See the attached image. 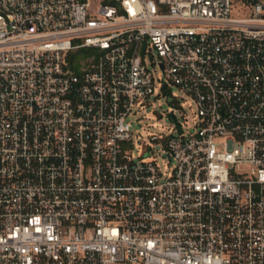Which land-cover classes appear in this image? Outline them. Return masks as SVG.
<instances>
[{"label":"built area","instance_id":"built-area-1","mask_svg":"<svg viewBox=\"0 0 264 264\" xmlns=\"http://www.w3.org/2000/svg\"><path fill=\"white\" fill-rule=\"evenodd\" d=\"M105 1L0 0V264H264V0Z\"/></svg>","mask_w":264,"mask_h":264},{"label":"rangeland","instance_id":"rangeland-1","mask_svg":"<svg viewBox=\"0 0 264 264\" xmlns=\"http://www.w3.org/2000/svg\"><path fill=\"white\" fill-rule=\"evenodd\" d=\"M98 3L103 0H93ZM232 11L233 17H244L248 15V11L245 3H234ZM157 77H161V72L157 69ZM171 91L173 92L171 94ZM159 91L157 92V94ZM174 96L178 97V103L175 105L173 102ZM176 109L175 116L180 123H184L187 120V124L192 125L195 120L196 104L194 100L183 92H179L177 89H170L167 93L161 94L156 98H152L148 109L142 110V112L135 115L132 119L133 131L137 135L139 144L141 140L148 144L150 147L153 146L149 140V136L153 134H167L169 129L173 126L174 121L171 116V111ZM136 144V141H135ZM158 150V151H157ZM158 153L159 163L164 166L163 160L165 157L161 148H156Z\"/></svg>","mask_w":264,"mask_h":264},{"label":"trees","instance_id":"trees-1","mask_svg":"<svg viewBox=\"0 0 264 264\" xmlns=\"http://www.w3.org/2000/svg\"><path fill=\"white\" fill-rule=\"evenodd\" d=\"M105 3L112 4V3H111V2H109V1L107 2V0L105 1Z\"/></svg>","mask_w":264,"mask_h":264}]
</instances>
